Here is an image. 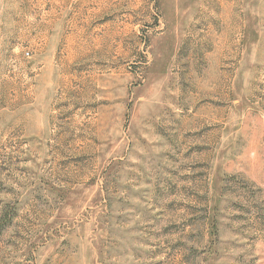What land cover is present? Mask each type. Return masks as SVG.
<instances>
[{
  "label": "rangeland",
  "instance_id": "374dc122",
  "mask_svg": "<svg viewBox=\"0 0 264 264\" xmlns=\"http://www.w3.org/2000/svg\"><path fill=\"white\" fill-rule=\"evenodd\" d=\"M0 264H264V0H0Z\"/></svg>",
  "mask_w": 264,
  "mask_h": 264
}]
</instances>
